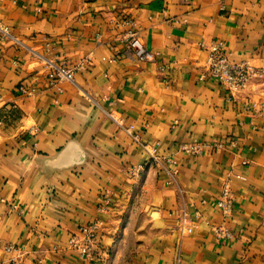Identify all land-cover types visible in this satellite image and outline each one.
Returning <instances> with one entry per match:
<instances>
[{
    "label": "crops",
    "instance_id": "crops-1",
    "mask_svg": "<svg viewBox=\"0 0 264 264\" xmlns=\"http://www.w3.org/2000/svg\"><path fill=\"white\" fill-rule=\"evenodd\" d=\"M123 18L153 60L125 54ZM0 27V264H264V79L232 98L199 78L212 41L264 69V0H0ZM95 220L93 257L66 250Z\"/></svg>",
    "mask_w": 264,
    "mask_h": 264
},
{
    "label": "built area",
    "instance_id": "built-area-1",
    "mask_svg": "<svg viewBox=\"0 0 264 264\" xmlns=\"http://www.w3.org/2000/svg\"><path fill=\"white\" fill-rule=\"evenodd\" d=\"M124 26V32L121 40L125 45V54L133 60L142 62L154 59V54L149 52L140 39L139 32L135 28V22L130 18H123L119 23ZM2 37L9 36L8 30L0 27ZM200 47L206 51L207 57L203 69L199 72L200 79H209L217 85L225 88L230 97L234 98L235 95L247 89L254 81H262L264 79V69L251 65L246 60H234L226 51L224 44L221 41H212L208 44L200 43ZM53 68L50 73V79L53 81L68 80L73 81V74L76 66H51ZM161 72L165 68L159 67ZM24 91V89H22ZM110 116V115H109ZM111 117V116H110ZM113 118V117H112ZM114 119V118H113ZM115 120V119H114ZM120 126L121 123H118ZM132 126H127L125 129L129 131ZM137 140V136L133 137ZM205 143H182L179 149L186 153L200 154L202 149L206 147ZM208 146V145H207ZM210 146L221 148L220 143H212ZM145 147V146H144ZM150 158L154 162H159L158 155L155 150L150 152ZM165 162L171 163V159H165ZM236 177H241L236 175ZM230 175L227 174L221 186V193L216 201L218 208L224 219L229 217L232 213L233 194L230 185ZM242 178V177H241ZM105 204L108 203V198L104 197ZM190 220L186 214H182L180 219V228L182 232L189 233L192 228L189 224ZM213 235L219 240H228L233 238V232L223 222L209 224ZM103 222L95 220L93 222L80 225L78 232L69 237L66 241V250L71 251L81 258H91L94 255V249L99 241V229L102 227ZM7 251L14 249L12 245L5 247Z\"/></svg>",
    "mask_w": 264,
    "mask_h": 264
}]
</instances>
